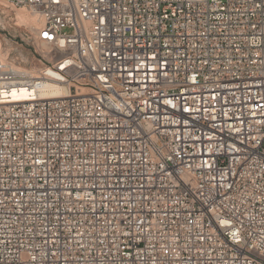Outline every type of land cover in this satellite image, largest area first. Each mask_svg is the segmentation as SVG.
Segmentation results:
<instances>
[{"label":"built area","instance_id":"obj_1","mask_svg":"<svg viewBox=\"0 0 264 264\" xmlns=\"http://www.w3.org/2000/svg\"><path fill=\"white\" fill-rule=\"evenodd\" d=\"M4 1L0 264H264V0Z\"/></svg>","mask_w":264,"mask_h":264},{"label":"rangeland","instance_id":"obj_2","mask_svg":"<svg viewBox=\"0 0 264 264\" xmlns=\"http://www.w3.org/2000/svg\"><path fill=\"white\" fill-rule=\"evenodd\" d=\"M0 9L3 10L5 14L15 17L16 21V24H14V22L8 21L0 14V38L3 40L5 47L3 57L9 56V60H13L12 64L14 67L21 68L27 72H37L40 67H44L45 65L44 62L40 60L41 56L47 55V57L50 58L54 55V52H51V48L45 44L33 45L16 39L15 36L18 34H29L32 28L29 25L30 23L21 22L19 19L18 12L20 9L22 10L24 8H9L4 0H0ZM26 12H28V10H26ZM30 14H32V12ZM39 24L40 21L37 25ZM33 25L31 24V26ZM44 51H47V53L45 54Z\"/></svg>","mask_w":264,"mask_h":264},{"label":"bare ground","instance_id":"obj_3","mask_svg":"<svg viewBox=\"0 0 264 264\" xmlns=\"http://www.w3.org/2000/svg\"><path fill=\"white\" fill-rule=\"evenodd\" d=\"M30 13H29V11L26 12V9L25 10L20 9V11L18 12V16H19V19L21 20V22L24 21L25 23L27 22V24L30 23L29 25H30V27H32L31 24L37 25L39 23V21H38L39 16L34 14V13H32V14H30ZM44 53L46 54L47 51H44ZM30 73L34 74L35 72L30 71ZM42 94L47 95V96H61V95L64 96V95H69V91H68V89H65L63 86H60L54 82H51V83L45 84L44 91ZM22 95H25V94L23 93Z\"/></svg>","mask_w":264,"mask_h":264}]
</instances>
